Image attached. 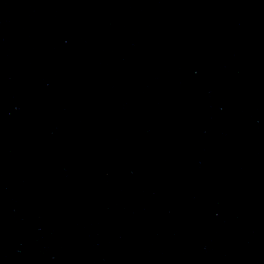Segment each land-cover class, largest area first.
<instances>
[{"label": "water", "instance_id": "water-1", "mask_svg": "<svg viewBox=\"0 0 264 264\" xmlns=\"http://www.w3.org/2000/svg\"><path fill=\"white\" fill-rule=\"evenodd\" d=\"M0 264H264V0H0Z\"/></svg>", "mask_w": 264, "mask_h": 264}]
</instances>
